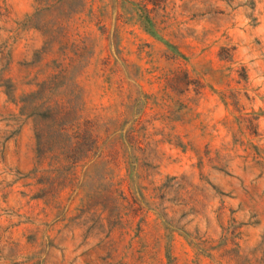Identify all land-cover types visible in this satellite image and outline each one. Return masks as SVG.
<instances>
[{
    "label": "rangeland",
    "instance_id": "obj_1",
    "mask_svg": "<svg viewBox=\"0 0 264 264\" xmlns=\"http://www.w3.org/2000/svg\"><path fill=\"white\" fill-rule=\"evenodd\" d=\"M36 7L0 0V264H264V0H166L157 37L116 29L115 15L46 30ZM136 91L150 96L137 171L71 150L49 173L68 177L48 205L39 135L59 146L57 101L104 132L134 118ZM102 194L109 220L84 223Z\"/></svg>",
    "mask_w": 264,
    "mask_h": 264
},
{
    "label": "trees",
    "instance_id": "obj_2",
    "mask_svg": "<svg viewBox=\"0 0 264 264\" xmlns=\"http://www.w3.org/2000/svg\"><path fill=\"white\" fill-rule=\"evenodd\" d=\"M164 1L166 0H36V14L46 12L48 20L45 24L47 28L44 29L57 30L61 33L70 27L73 20L77 19L81 20L82 23H86L87 20L83 19L84 15L89 17L90 22L96 21L97 25L104 24L115 15L116 29L120 21L124 22V24L134 22L140 24L150 35L157 37V13L160 10H164ZM105 29V32H107L106 27ZM44 35L46 36L47 34ZM108 40L111 41L110 37H108ZM119 53L120 51H118ZM108 62L102 65L103 75L109 83L113 81L114 77H120L116 82L118 84L117 89L123 92L122 89L125 88L126 82L121 77L123 76L122 70L118 63L111 65ZM70 67L71 65L63 67L59 74L65 76L69 72ZM125 74L129 79H133L127 65ZM141 98L145 101L142 102L138 112L133 115L134 118L127 116L122 122L119 119L114 120L112 122L114 128L111 126L104 132L101 131L97 120H92L88 115L82 114L79 109H74V101H70V105H67L68 103H63L62 105L57 101L58 109L54 112L53 120L55 123L54 136L58 138L59 146L55 144L52 148L51 143L48 142L46 144L43 131L39 135L41 143L38 151L36 172L40 175L38 184L43 187L42 190L45 192L43 198L46 199L48 205L59 204V197L64 189L59 187L62 184L65 185L68 177L65 170L63 171L65 173L61 172L54 178L49 173L57 164L64 160L69 161L72 158L70 156L71 150L80 152L83 155L81 160L95 159L115 162L118 159H123L125 164L129 167L132 166V170L137 171L135 166L139 168L142 156L148 150V144L142 148L143 140H140V135L143 133L144 140L148 139L147 127L144 125L143 118L147 109L146 101L149 100L150 96L142 91H136L134 95L130 96L132 101L138 100L141 102ZM67 116L73 117L70 119V125L61 123ZM71 130L74 132L70 135L69 131ZM53 143H55L54 140ZM46 161L49 166L48 169L43 166ZM140 179L141 177L137 181H140ZM102 197L103 201L98 204L101 205L102 213L86 216L87 218L83 219L84 223L105 225L109 220L104 215V211L110 207L108 196L107 194H102Z\"/></svg>",
    "mask_w": 264,
    "mask_h": 264
}]
</instances>
